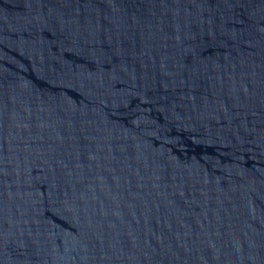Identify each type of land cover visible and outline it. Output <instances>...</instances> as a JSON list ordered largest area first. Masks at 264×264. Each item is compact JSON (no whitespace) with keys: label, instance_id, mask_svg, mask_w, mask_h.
I'll return each mask as SVG.
<instances>
[{"label":"water","instance_id":"1","mask_svg":"<svg viewBox=\"0 0 264 264\" xmlns=\"http://www.w3.org/2000/svg\"><path fill=\"white\" fill-rule=\"evenodd\" d=\"M0 264H264V0H0Z\"/></svg>","mask_w":264,"mask_h":264}]
</instances>
